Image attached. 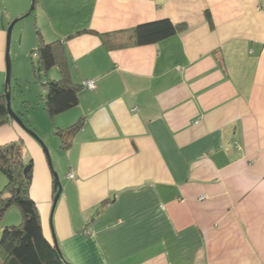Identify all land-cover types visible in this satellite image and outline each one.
I'll list each match as a JSON object with an SVG mask.
<instances>
[{
    "label": "crops",
    "instance_id": "crops-1",
    "mask_svg": "<svg viewBox=\"0 0 264 264\" xmlns=\"http://www.w3.org/2000/svg\"><path fill=\"white\" fill-rule=\"evenodd\" d=\"M32 1L34 28L11 39L16 78L19 53L42 38L63 44L60 63L82 85L54 120L58 132L78 126L56 159L54 211L42 146L15 121L0 145L23 143L44 234L65 262L264 264V0ZM29 7L0 0V91L8 28ZM166 19L186 28L131 44L137 26ZM49 77L62 78L59 66Z\"/></svg>",
    "mask_w": 264,
    "mask_h": 264
},
{
    "label": "trees",
    "instance_id": "trees-1",
    "mask_svg": "<svg viewBox=\"0 0 264 264\" xmlns=\"http://www.w3.org/2000/svg\"><path fill=\"white\" fill-rule=\"evenodd\" d=\"M36 0H34L35 2ZM186 25H176L170 20L141 24L131 37V44L144 46L158 43L183 31ZM123 46V45H122ZM126 46V45H124ZM63 44L59 41L46 43L39 39L32 55L33 75L44 89L45 111L51 119L72 110L79 105L82 85L75 84L67 77L68 68L60 63ZM59 66L62 78L49 77L50 71ZM6 90L0 93V127L14 121L7 110ZM77 125L66 131L58 132L62 138V150H68L73 143V134ZM30 170L25 174V169ZM0 171L7 183L0 192V261L2 264H67L58 249L50 242L43 231L37 204L31 197L30 189L33 178V162L25 164L24 148L21 142L0 145ZM58 185L54 182V193ZM17 208L22 214V222L17 225L1 226V222L11 208Z\"/></svg>",
    "mask_w": 264,
    "mask_h": 264
},
{
    "label": "rangeland",
    "instance_id": "rangeland-1",
    "mask_svg": "<svg viewBox=\"0 0 264 264\" xmlns=\"http://www.w3.org/2000/svg\"><path fill=\"white\" fill-rule=\"evenodd\" d=\"M32 2L33 1L30 0V7L25 12V14H27L28 11L31 9ZM16 19L18 18H15L14 20ZM34 25H35V17L34 14H31L29 17L21 20L19 23L15 25L12 32V36L14 35L15 32H18L19 30L23 31L24 29L28 30L31 29L32 27L34 28ZM19 55H20L18 61V65L20 66L19 73L23 75L20 76L21 80L16 78L17 68L16 66H14V62H13V59L15 57V52L10 53L11 61H12V76L10 81L11 108L14 113L20 116L22 121L25 123L27 129L32 131L34 134H36L39 140L42 141L45 147L48 149L53 164V169L58 175L60 182H62L63 176L60 173L61 168L59 167V160H56L57 158H59V156L64 155V153L60 150L62 144V138L59 134H57L58 131H56V125H54L55 119H51L47 114V112L45 111V103L43 101L44 89L40 85V83L36 81L31 71L32 61L37 63V59L35 58V56L32 55V52H30V54L26 57L22 52L19 53ZM5 90L6 88L4 87L2 91H0V93L4 92ZM28 95L32 97L30 102L27 101L26 98L28 97ZM25 133L27 135H30L26 130ZM30 138L41 148V145L34 137L31 136ZM21 144L23 143L21 142ZM40 182H41L40 179L39 180L37 179L36 182L34 180V184L31 187L32 190L35 189L37 186L38 191H40L42 189ZM6 183H7V179L0 171V192L3 190ZM37 203L40 205V207L43 205V201L40 199L37 201ZM22 219H23L22 214L19 211V209L13 207L9 209L5 214L1 222V226L2 224L6 226L8 224L11 225L13 223L16 225L19 224Z\"/></svg>",
    "mask_w": 264,
    "mask_h": 264
},
{
    "label": "water",
    "instance_id": "water-1",
    "mask_svg": "<svg viewBox=\"0 0 264 264\" xmlns=\"http://www.w3.org/2000/svg\"><path fill=\"white\" fill-rule=\"evenodd\" d=\"M34 11V4H32V7L31 9L28 11L27 14H25L22 18H18L16 20H14L9 28H8V31H7V48H6V64H7V76H6V93H5V96H6V100H7V110H8V113H9V116L21 127L23 128L24 130H26L32 137H34L39 143L40 145L42 146V148L44 149L48 159H49V163H50V166L52 167L53 169V166H52V161H51V158H50V154H49V151L48 149L45 147V145L43 144L42 141L39 140V138L36 136V134H34L32 131L28 130L27 127L25 126V123L22 121V119L20 118V116H18L16 113L13 112L12 108H11V93H10V81H11V76H12V61H11V56H10V50H11V38H12V32H13V29L15 27V25L17 23H19L21 20L29 17ZM30 170V167H27L25 169V174L28 173V171ZM53 173H54V178H55V182L57 183L58 185V193L56 194L55 196V199H54V206H53V211L60 199V196H61V193H62V186H61V183H60V180H59V177L58 175L56 174V172H54L53 170ZM54 244L57 246V242L56 240L54 241Z\"/></svg>",
    "mask_w": 264,
    "mask_h": 264
},
{
    "label": "built area",
    "instance_id": "built-area-1",
    "mask_svg": "<svg viewBox=\"0 0 264 264\" xmlns=\"http://www.w3.org/2000/svg\"><path fill=\"white\" fill-rule=\"evenodd\" d=\"M84 85H85L86 88H88L90 90L95 88V82H93V81H87V82H85Z\"/></svg>",
    "mask_w": 264,
    "mask_h": 264
}]
</instances>
